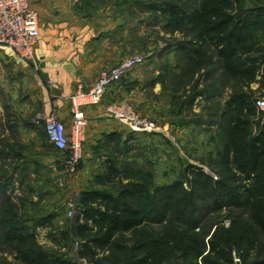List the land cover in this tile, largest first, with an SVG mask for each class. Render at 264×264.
<instances>
[{
    "label": "trees",
    "instance_id": "1",
    "mask_svg": "<svg viewBox=\"0 0 264 264\" xmlns=\"http://www.w3.org/2000/svg\"><path fill=\"white\" fill-rule=\"evenodd\" d=\"M115 1L118 8L132 3L156 18L167 16L181 32L184 39L169 50L184 59L182 77L199 73L206 81L189 104L218 99L219 93L208 91L213 77L222 87L230 80L248 87L264 79V5ZM255 100L232 95L217 109L219 115L208 114L210 128L218 126L217 118L223 120L220 146L208 163L216 179L194 165L165 184H155L141 170L128 173V167H122V178L118 165L126 163L129 140L120 132L102 135L91 146V159L101 161L105 185L79 194L75 217L49 235L58 247H44L37 239V229L47 226L51 216L23 219L13 209L17 201L7 188L13 174L22 172L19 162L25 168L29 164L9 147L0 151V162L12 160L11 169L0 171V264H264V122ZM23 126L35 131L30 120ZM224 218L230 222L227 228L221 224Z\"/></svg>",
    "mask_w": 264,
    "mask_h": 264
},
{
    "label": "rangeland",
    "instance_id": "2",
    "mask_svg": "<svg viewBox=\"0 0 264 264\" xmlns=\"http://www.w3.org/2000/svg\"><path fill=\"white\" fill-rule=\"evenodd\" d=\"M101 2L63 0L75 15L89 19L104 8L112 20V27L106 32V37L99 33L98 38H107V47L116 48L126 57L136 54L146 56L145 63L130 71L117 85L124 92L117 103L131 106L142 120L150 124L149 131L132 130L125 126V130L120 132L123 138L129 140L128 147L131 148L124 166L122 162L118 165L120 175L123 178L122 167H128V173L141 170L155 184H165L177 179L186 165H194L216 179L208 163L220 146L218 128L220 124L223 125V120L213 117L218 121V126L210 128L208 114L214 115L216 112L219 115L217 109L223 108L225 101L232 95L243 94L253 100L264 97V79H258L248 87L230 80L222 87L213 77L207 81L212 87L208 91L219 93L218 99H196L191 105L189 99L194 90L205 88L206 81L199 73L193 79L182 77L184 59L172 49L169 50V46L184 39L178 28L171 24L167 16L159 15L156 18L151 12L132 3L118 8L115 0ZM241 5L245 8L264 5V0H243ZM96 6L99 8L94 12ZM38 15L40 19L44 18L40 13ZM115 23L118 24L115 26ZM97 49L106 51L103 46ZM3 55L6 60L1 63L0 69L6 82L2 83L5 88L0 84V151L4 153L9 147L29 164L25 168L19 162L17 167H22V172L13 174L8 193L13 202L17 201L13 209H17V215L23 219L52 217L47 226L37 229V239L44 247H58L50 240V233L64 230L75 217L79 194L83 190L104 187V169L101 161L86 155L85 151L91 153V146L95 144L89 145L86 141L81 161L74 173L69 172L66 164L68 154L53 150L48 143L44 120L49 113L57 112V108L52 103L47 112L43 109L36 96L40 87L34 83L27 70L29 65H33ZM113 64L111 62L110 65ZM218 76L216 74L217 79ZM26 120L33 122L35 131L23 126ZM11 162V158L2 160L0 171L2 168L11 169ZM113 181L116 184L118 180L115 177ZM221 224L225 228L229 227V219L224 218Z\"/></svg>",
    "mask_w": 264,
    "mask_h": 264
},
{
    "label": "crops",
    "instance_id": "3",
    "mask_svg": "<svg viewBox=\"0 0 264 264\" xmlns=\"http://www.w3.org/2000/svg\"><path fill=\"white\" fill-rule=\"evenodd\" d=\"M28 2L37 15L40 13L44 18L40 19L38 15L40 32L35 46L34 68L29 65L27 70L30 71L34 83L40 87L36 96L43 109L47 112L53 103L57 108L60 122L69 133L71 116L68 98L79 86L89 88L102 71L116 65L126 58V55L122 56L116 48L107 47V38L99 37L100 40L98 38L99 33L106 37V32L112 27V20L108 13L104 12V8L89 19L75 15L66 7L63 0ZM99 46H103V50L106 51L100 52L97 49ZM3 54L10 55L7 51H0V65L6 60ZM111 62L115 64L110 65ZM1 71L2 69L0 84L5 88L2 83L6 81L3 80ZM7 90L8 88L6 92ZM123 94L120 86H111L99 106L86 110L85 143L87 141V144L91 145L102 135L125 130L124 125L104 115L106 105L111 102L117 103ZM85 152L91 159V153L88 150Z\"/></svg>",
    "mask_w": 264,
    "mask_h": 264
},
{
    "label": "built area",
    "instance_id": "4",
    "mask_svg": "<svg viewBox=\"0 0 264 264\" xmlns=\"http://www.w3.org/2000/svg\"><path fill=\"white\" fill-rule=\"evenodd\" d=\"M39 38L37 12L28 0H0V50L11 57L34 65L35 46ZM146 56L136 54L123 58L116 65L102 71L89 88L79 86L69 100L71 123L69 133L60 122L57 112L44 120L48 143L57 151L68 154L67 167L74 173L83 157L87 118L85 112L99 106L108 89L120 83L133 69L145 63ZM255 108L264 122V97L255 100ZM108 119L115 120L132 130L149 131L150 124L142 120L127 104L110 103L104 111ZM72 212L69 213V216Z\"/></svg>",
    "mask_w": 264,
    "mask_h": 264
}]
</instances>
